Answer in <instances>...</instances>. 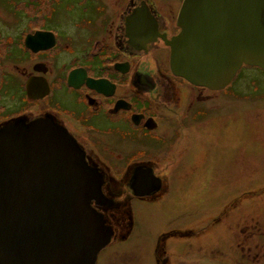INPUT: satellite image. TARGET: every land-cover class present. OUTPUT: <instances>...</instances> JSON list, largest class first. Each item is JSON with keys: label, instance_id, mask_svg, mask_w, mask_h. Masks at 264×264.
I'll use <instances>...</instances> for the list:
<instances>
[{"label": "rangeland", "instance_id": "rangeland-1", "mask_svg": "<svg viewBox=\"0 0 264 264\" xmlns=\"http://www.w3.org/2000/svg\"><path fill=\"white\" fill-rule=\"evenodd\" d=\"M130 1L0 0V61L4 67L6 63L7 80L15 74V81L21 84L23 80L14 67L36 61L24 53L22 39L27 32L39 28L62 32L63 25L67 33L62 32V50L68 51L70 61L71 57L73 61L86 60L82 49L93 45L87 25L100 20L114 33L113 22L117 28L122 21L121 8ZM151 1L157 3L165 18L166 30L175 34L174 18L181 0ZM68 34L75 37L69 40ZM109 47L119 51L113 39ZM168 47L160 41L149 45L147 53L121 48L119 60L135 57L138 67H148L155 75L158 68L167 73ZM7 51L9 57L5 59ZM23 55L26 57L20 58ZM239 72L225 90L211 93V99L196 100L189 116L185 108L198 91L186 80L172 79L181 100L179 122L186 124L177 122L180 128L172 141V130L165 128L167 120H162L161 128L147 144L141 142L139 132L125 140L117 134L101 135L83 127L80 117L62 114L73 121L76 135L83 137L93 158L105 166L108 179L115 181V193L106 196L115 197L117 202L103 214L114 236L100 252L97 264H157L158 256L168 264H264V71L243 66ZM1 92L4 96L5 86ZM10 93L8 97L13 98L17 91ZM0 106H5V98ZM150 109L160 117L174 115L156 106ZM3 115L0 109V120ZM119 154L122 160H118ZM151 155L162 165L157 174L165 176L164 198L155 203L153 197L131 203L127 171L120 167ZM104 191L106 194V188Z\"/></svg>", "mask_w": 264, "mask_h": 264}, {"label": "water", "instance_id": "water-1", "mask_svg": "<svg viewBox=\"0 0 264 264\" xmlns=\"http://www.w3.org/2000/svg\"><path fill=\"white\" fill-rule=\"evenodd\" d=\"M134 18L140 31L143 21ZM149 24L155 29L151 18ZM178 27L175 37L163 41L171 48L173 74L190 84L222 91L243 66L264 71V0H184ZM45 36H29L27 45L36 51L49 47ZM103 183L51 122L1 131L0 264H97L114 236L92 206L112 205ZM160 187L158 181L153 190L136 193L150 195Z\"/></svg>", "mask_w": 264, "mask_h": 264}, {"label": "flooded vegetation", "instance_id": "flooded-vegetation-1", "mask_svg": "<svg viewBox=\"0 0 264 264\" xmlns=\"http://www.w3.org/2000/svg\"><path fill=\"white\" fill-rule=\"evenodd\" d=\"M183 2L184 0L180 1L174 18V23L178 29L175 34H170L166 30L165 18L157 9V3L154 4L151 0H131L123 6L120 13L122 21L117 28H115L116 22H113L115 34L110 32L111 27L108 28L110 25H102L100 20L89 23L87 30L92 34L90 42L93 41V45L88 46V48L83 47V54L86 52V60L83 58L82 61H73L72 57L70 61L68 51L62 50L63 43L61 38L62 35H65L63 33H67L63 25H60L63 27L60 29L63 33L56 28H39L32 32H27L22 39L24 53L34 56L36 61L31 62V64L25 63L26 65L22 67H14L20 73L19 77L24 82L21 84L20 81H15V74H11L12 80H7L6 63L4 67L3 62L0 61V102L4 101L5 98V106H0V109L5 112L4 118L0 120V132L8 126H13L17 123L32 125L40 120L51 122L55 127L64 131L83 153L86 164L103 176V195L108 200L106 201L111 202L112 205L107 206L98 201L92 202L94 209L103 217V214L106 213L105 209L115 206L117 202L115 197L110 199L106 196L107 193L113 194L111 193L113 191L112 184L115 181L108 179L105 166L99 164L93 158L95 156L89 152L83 137L76 135L73 121L62 114L65 113L76 119L80 117L79 119L84 124L83 127L89 128L90 131L98 132L101 135H104V133L117 134L123 140L128 135H135L139 132L142 135H138L141 142L149 144V142H152L150 141L151 135L156 134L161 128L162 120H167L165 128L172 130V132H169L171 134L169 139L173 137L174 133L177 135L180 126L186 124H184V120L179 122L182 117L177 115L180 109L179 101L181 100L177 99L179 92L174 81L177 79L185 81V79L175 76L171 70V48H167L169 50L167 73L160 71L161 69L158 68L157 75L151 73L148 67H138L135 57L119 60V53H121V48H128L130 52L135 53H147V47L163 41L164 36L166 39L175 37L180 31L178 16ZM98 13L100 12L98 11ZM136 15L138 20L143 21V27L140 31L134 23ZM150 18L155 23V29L149 24ZM131 20L134 25H131ZM56 27L58 28V26ZM38 32L46 34L42 39L50 41V45L36 51L27 45V39ZM68 35L66 38L69 40L75 37V35ZM111 39H113L116 48L119 49V53L110 49L109 43ZM143 42L146 43L143 45ZM68 45L66 44L67 49H69ZM62 53L64 55L59 61V56ZM8 57L9 51H7L5 59ZM23 57H26V55L20 58ZM23 61L27 62V59ZM105 63L108 65L103 66ZM173 78L175 80H172ZM190 85L193 90L198 91V95L193 102H190L188 108H185L187 105L184 107L187 109L188 116L194 108L196 100L201 101L203 98L207 100V96L211 99L213 95L211 93L220 92ZM4 86L5 97L3 96L4 92L3 94L1 92ZM32 90L34 94H31ZM15 91L17 93L14 94V97L9 98L8 96L12 95L10 92L14 93ZM204 92L210 94L204 96ZM154 106L163 108L166 113L174 115L166 118L165 116L160 117L157 114H152L150 107ZM199 113L197 111V115ZM177 122H179L180 126L177 125ZM124 133L129 134L124 137ZM174 137L170 140H174ZM166 139L165 137L161 140ZM170 147L167 145L168 150ZM153 156L146 159L133 160L126 166L122 165L123 167H120V170L125 169L127 171L125 182L127 184L126 187L133 194L131 203L134 201L143 203L147 198L151 197H153L152 200L155 203V201L157 202L164 198L163 192L166 191L165 176L164 174H157L162 165L158 162V158ZM118 160H122L120 154ZM107 163L113 165L111 161H107ZM180 165H182V162H180ZM158 181H161V187L157 192L143 196L136 193L140 190L147 192L153 190L155 182ZM113 192L115 193V191ZM130 207L133 208L132 205ZM158 257L157 264H168L160 256Z\"/></svg>", "mask_w": 264, "mask_h": 264}, {"label": "bare ground", "instance_id": "bare-ground-1", "mask_svg": "<svg viewBox=\"0 0 264 264\" xmlns=\"http://www.w3.org/2000/svg\"><path fill=\"white\" fill-rule=\"evenodd\" d=\"M239 73H240V72H239ZM237 76H238V75H237ZM235 79H236V78H235ZM111 243H112V241H111ZM111 243H110V244H111ZM104 249H105V248H104ZM104 249H103V250H104ZM98 257H99V255H98ZM97 261H98V259H97Z\"/></svg>", "mask_w": 264, "mask_h": 264}]
</instances>
